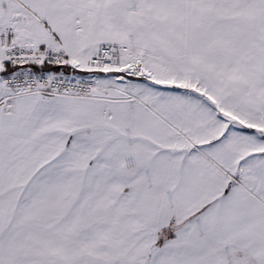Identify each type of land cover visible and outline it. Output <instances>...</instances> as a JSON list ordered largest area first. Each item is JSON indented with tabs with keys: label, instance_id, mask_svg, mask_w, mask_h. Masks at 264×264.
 Listing matches in <instances>:
<instances>
[{
	"label": "snow or ice",
	"instance_id": "1",
	"mask_svg": "<svg viewBox=\"0 0 264 264\" xmlns=\"http://www.w3.org/2000/svg\"><path fill=\"white\" fill-rule=\"evenodd\" d=\"M0 264H264V0H0Z\"/></svg>",
	"mask_w": 264,
	"mask_h": 264
}]
</instances>
